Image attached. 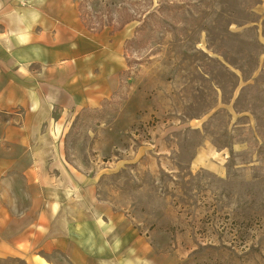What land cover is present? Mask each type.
I'll return each instance as SVG.
<instances>
[{
    "label": "rangeland",
    "instance_id": "374dc122",
    "mask_svg": "<svg viewBox=\"0 0 264 264\" xmlns=\"http://www.w3.org/2000/svg\"><path fill=\"white\" fill-rule=\"evenodd\" d=\"M73 1L129 38L118 91L59 137L67 164L167 264H264V0Z\"/></svg>",
    "mask_w": 264,
    "mask_h": 264
},
{
    "label": "crops",
    "instance_id": "0c3cea01",
    "mask_svg": "<svg viewBox=\"0 0 264 264\" xmlns=\"http://www.w3.org/2000/svg\"><path fill=\"white\" fill-rule=\"evenodd\" d=\"M122 33L86 30L73 0H0V258L167 264L120 227L59 144L73 117L118 91Z\"/></svg>",
    "mask_w": 264,
    "mask_h": 264
},
{
    "label": "trees",
    "instance_id": "16d2710c",
    "mask_svg": "<svg viewBox=\"0 0 264 264\" xmlns=\"http://www.w3.org/2000/svg\"><path fill=\"white\" fill-rule=\"evenodd\" d=\"M156 14V13H155ZM155 14H150L151 16H156ZM140 30V29H139Z\"/></svg>",
    "mask_w": 264,
    "mask_h": 264
}]
</instances>
